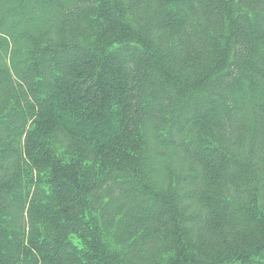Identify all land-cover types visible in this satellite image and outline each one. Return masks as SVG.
Returning <instances> with one entry per match:
<instances>
[{"label": "trees", "instance_id": "obj_1", "mask_svg": "<svg viewBox=\"0 0 264 264\" xmlns=\"http://www.w3.org/2000/svg\"><path fill=\"white\" fill-rule=\"evenodd\" d=\"M0 264H264V0H0Z\"/></svg>", "mask_w": 264, "mask_h": 264}, {"label": "bare ground", "instance_id": "obj_2", "mask_svg": "<svg viewBox=\"0 0 264 264\" xmlns=\"http://www.w3.org/2000/svg\"><path fill=\"white\" fill-rule=\"evenodd\" d=\"M6 100V99H5ZM4 104V103H3ZM5 106V105H4ZM7 135V134H6ZM4 138V137H3ZM213 142V141H212ZM213 145V144H212ZM213 147V146H212Z\"/></svg>", "mask_w": 264, "mask_h": 264}, {"label": "rangeland", "instance_id": "obj_3", "mask_svg": "<svg viewBox=\"0 0 264 264\" xmlns=\"http://www.w3.org/2000/svg\"><path fill=\"white\" fill-rule=\"evenodd\" d=\"M65 60V59H64ZM37 178V177H36Z\"/></svg>", "mask_w": 264, "mask_h": 264}]
</instances>
